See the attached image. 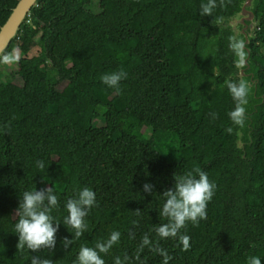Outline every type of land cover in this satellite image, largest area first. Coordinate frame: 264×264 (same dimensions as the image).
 Segmentation results:
<instances>
[{
	"label": "trees",
	"instance_id": "16d2710c",
	"mask_svg": "<svg viewBox=\"0 0 264 264\" xmlns=\"http://www.w3.org/2000/svg\"><path fill=\"white\" fill-rule=\"evenodd\" d=\"M18 2L0 0V31ZM204 2L100 0L101 12L93 14L90 0H38L6 51L18 49L20 56L6 72L11 79L0 64V264H31L34 255L73 264L82 244L93 247L111 231L121 239L102 254L106 264L133 256L142 235L166 222L160 195L173 187V174L194 165L216 184L215 195L207 219L182 230L190 250L160 241L173 257L169 264H246L249 256L264 264V105L243 126L230 120L235 102L226 81L239 78L232 35L216 17L232 16L238 0H225L212 17L200 16ZM256 16L251 58L264 95V0ZM37 47L39 54L31 56ZM120 69L127 79L117 94L100 77ZM255 104L247 97L248 113ZM238 130L244 150L236 146ZM168 133L179 142L175 162L157 152ZM38 160L45 169L36 167ZM145 184L152 194L143 191ZM84 186L95 192L98 207L86 217L87 231L65 251L61 241L74 233L63 225L64 205ZM45 187L60 201L51 213L60 223L56 248L53 254L17 251L14 215L22 193ZM141 259L162 262L147 248Z\"/></svg>",
	"mask_w": 264,
	"mask_h": 264
},
{
	"label": "clouds",
	"instance_id": "9594fccd",
	"mask_svg": "<svg viewBox=\"0 0 264 264\" xmlns=\"http://www.w3.org/2000/svg\"><path fill=\"white\" fill-rule=\"evenodd\" d=\"M224 3L225 0H219V4L217 0H207V2L201 3L199 14L201 17H212L214 10L217 7H223ZM223 20V16L216 17L218 23L223 22ZM245 47L246 44L243 39L236 35L229 37V48L237 58V68L242 69L245 66L247 56ZM19 59L18 49L0 53V64H14ZM100 79L108 88L114 89L119 94L121 81L127 79V72L123 69L112 71L103 74ZM226 86L235 102V107L228 113V116L233 124L243 126L250 84L241 78L238 82L226 81ZM209 115L213 119L216 118L215 113ZM4 129L10 132L11 122L5 124ZM36 167L41 170L45 169V162L36 161ZM173 180V187L160 195L164 202L159 210V216L166 222L153 226L150 232L142 235L133 256L125 254L123 259L117 256L114 258V264H145V261L141 259V254L145 248L161 256V264H169L173 257L161 247L160 241L162 240H175L178 246L182 245V251L190 250L191 238L182 230L186 229L189 223L198 226L202 220L207 219V206L215 195L216 184L209 180L207 173L198 165H194L183 174L174 173ZM143 191L152 194L153 186L145 184ZM64 207L67 215L63 219V225L71 228L74 233L72 239L64 238L61 241L63 249L67 251L87 231L86 217L94 207H98L96 194L91 188L84 186L77 190L74 196L67 198ZM59 208L60 201L53 187H45L39 191L35 188L22 193V198H20L19 206L14 215L17 217L14 226L15 235L18 236L17 251L23 252L24 249H27L32 253H39L41 250H48L53 254L56 248V233L60 223L55 221L51 213L54 209L59 210ZM134 214L139 217L142 212L136 210ZM133 223L138 222L134 221ZM152 234H154L155 239L152 238ZM129 238L135 239V233L130 232ZM120 239L121 233L119 231H111L107 238L98 239L93 247L82 244L73 264H106L102 254L108 255L113 246L120 242ZM31 264H53V261L48 257L34 255L31 257ZM246 264H261V258L249 256Z\"/></svg>",
	"mask_w": 264,
	"mask_h": 264
},
{
	"label": "water",
	"instance_id": "95a60500",
	"mask_svg": "<svg viewBox=\"0 0 264 264\" xmlns=\"http://www.w3.org/2000/svg\"><path fill=\"white\" fill-rule=\"evenodd\" d=\"M258 1L238 0V8L234 14L224 18L223 22H217L219 27L229 30L232 36L236 35L245 41V51L247 53L245 66L242 69L237 68L235 60V68L238 71V78H243L250 84L249 101L256 103L249 113L246 109L245 120L248 119L250 121L258 115L259 108L264 105V95H261L260 81L255 72L256 64L251 58L252 50L250 48L251 42L257 38L258 21L256 11ZM37 3L38 0H19L18 5L0 31V53L6 52L12 41L17 39L22 25L32 9L37 6ZM237 134L236 146L238 149L244 150L245 143L241 141L243 134L240 130H238Z\"/></svg>",
	"mask_w": 264,
	"mask_h": 264
},
{
	"label": "rangeland",
	"instance_id": "374dc122",
	"mask_svg": "<svg viewBox=\"0 0 264 264\" xmlns=\"http://www.w3.org/2000/svg\"><path fill=\"white\" fill-rule=\"evenodd\" d=\"M87 9L93 14H99L101 12L100 0H90V4L87 6ZM39 51H40V47L35 48L32 51L31 56H37L39 54ZM262 51L264 52V49H262ZM14 66L15 63L6 65L5 67H3V71L5 73L6 72L11 73ZM7 77L11 79L10 75H7ZM13 82L17 85H21V81L18 78L14 79ZM178 148H179V142L177 137L174 134H170V133L161 136V140L157 144V152L168 162H175L177 160L176 153Z\"/></svg>",
	"mask_w": 264,
	"mask_h": 264
}]
</instances>
